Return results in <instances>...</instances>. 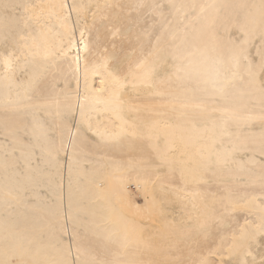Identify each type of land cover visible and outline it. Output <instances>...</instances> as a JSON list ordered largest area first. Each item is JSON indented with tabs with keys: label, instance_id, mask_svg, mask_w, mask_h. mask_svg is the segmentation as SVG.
Masks as SVG:
<instances>
[{
	"label": "bare ground",
	"instance_id": "1",
	"mask_svg": "<svg viewBox=\"0 0 264 264\" xmlns=\"http://www.w3.org/2000/svg\"><path fill=\"white\" fill-rule=\"evenodd\" d=\"M6 14L0 260L57 264L61 238L79 264H220L242 229L256 238L232 259H260L264 0H0ZM218 70L236 74L224 95Z\"/></svg>",
	"mask_w": 264,
	"mask_h": 264
},
{
	"label": "snow or ice",
	"instance_id": "2",
	"mask_svg": "<svg viewBox=\"0 0 264 264\" xmlns=\"http://www.w3.org/2000/svg\"><path fill=\"white\" fill-rule=\"evenodd\" d=\"M171 6L175 7L174 4ZM3 7L7 12V10L10 7L14 8L18 6H15V5L10 6L8 4H4ZM61 7L62 8L67 7L69 8V11L71 12L73 10H76L77 6L75 4L73 5L62 4ZM141 7H143V5H141ZM152 7L154 9H162L164 5L156 4V5H152ZM11 19L12 18L6 14L4 19L0 21V66L3 67V70L6 74L14 71L13 65L19 60V56H17L16 54L15 42L13 40L14 30L10 24ZM233 60L238 65L239 63L238 57L234 56ZM262 70H264V64H262ZM120 72H121V69L116 67V68H112V71L109 73V75L112 76L113 80L117 84L120 83ZM235 75H236L235 73L228 74L227 72L221 75L219 70L217 71V77H218V80L220 81V86L217 87V91L221 95L225 94V85L230 84L231 81L235 78ZM101 83L103 84L104 82L101 81ZM261 196L264 197V185H262V188H261ZM252 199L255 200L256 198L253 197ZM240 204L241 202L237 201V205H240ZM259 206H260L261 212H264V198L259 200ZM66 217H67V214H66ZM72 221L73 223H72L71 239L72 241L75 242L77 252H79L81 248V244L86 239V237L81 234V229L83 225L78 221V218L73 216ZM245 223H247V221H245ZM58 231L60 233V237H62L66 229L63 225H60L58 228ZM260 231L264 232V224L261 225ZM255 238H256V233L253 232V233L245 235L244 230L242 229L240 237L237 238L234 235L233 241L228 247L229 260L227 262L221 260L220 264H264V252L260 253L259 260L256 259V257L252 254L251 251L245 252V257H251V259H247V258L240 259V260L232 259V257L237 255L239 250L243 248L246 244L250 247L251 242H254ZM58 243L61 245L62 250L65 251L66 257L65 259L57 262V264H79L78 257L73 258L71 260L67 259V256L71 255V245H69L67 249H63V243H62L61 238H58ZM222 252H223V245H221V247L215 251H210L209 256H215L218 253H222ZM0 264H35V262L16 260L14 258H9L5 260H0ZM93 264H108V262L107 261H98V262L93 261ZM200 264H217V262L215 260L208 259L206 257L200 261Z\"/></svg>",
	"mask_w": 264,
	"mask_h": 264
},
{
	"label": "rangeland",
	"instance_id": "3",
	"mask_svg": "<svg viewBox=\"0 0 264 264\" xmlns=\"http://www.w3.org/2000/svg\"><path fill=\"white\" fill-rule=\"evenodd\" d=\"M130 190L132 191V193L134 194V199L139 202L142 203V199L139 195V193L137 192V190L135 188H133V186L130 188Z\"/></svg>",
	"mask_w": 264,
	"mask_h": 264
}]
</instances>
